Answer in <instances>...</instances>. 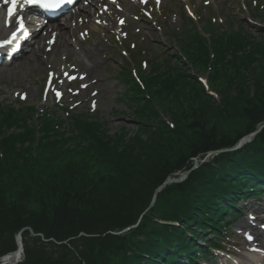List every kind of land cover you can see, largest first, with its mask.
Listing matches in <instances>:
<instances>
[{
    "label": "trees",
    "instance_id": "obj_1",
    "mask_svg": "<svg viewBox=\"0 0 264 264\" xmlns=\"http://www.w3.org/2000/svg\"><path fill=\"white\" fill-rule=\"evenodd\" d=\"M212 20L186 16L177 51L138 81L120 73L134 132L110 134L94 111L0 104V259L21 235L18 264H193L241 198L264 196V128L208 156L264 126V34Z\"/></svg>",
    "mask_w": 264,
    "mask_h": 264
},
{
    "label": "rangeland",
    "instance_id": "obj_2",
    "mask_svg": "<svg viewBox=\"0 0 264 264\" xmlns=\"http://www.w3.org/2000/svg\"><path fill=\"white\" fill-rule=\"evenodd\" d=\"M262 1L256 8L259 16L253 21L250 20L246 5L255 4L257 0H159V3L156 0H147V3L142 0H118L113 8L121 11L117 15L119 18L114 17V21L110 22L94 17L87 28L78 33V40L83 43L72 41L71 52L53 55L46 64L26 67L20 58L0 66V104L19 106L22 103L54 110L61 106L73 112L94 111L106 122L110 134L122 128L134 132L138 122L134 119L133 110L125 102L127 87L119 76L126 67L131 73H136L134 59L138 56L135 52L145 51V60L149 62L150 57L159 58L162 53L177 51L181 43L170 33L173 29L190 28V24L184 23L187 15L194 19L198 29L202 27L204 19L214 18L217 22L214 24L218 25L220 32L227 28L237 29L235 20L245 21L252 34L259 37L264 34ZM87 7L89 1L82 0L70 14L55 24L70 26L74 13H82ZM98 10L99 13L107 11L103 6ZM1 12L3 17L5 11ZM4 25L6 31L0 36V41L14 30L16 22L7 24L4 18ZM9 27L10 32H7ZM32 44L25 47L26 54H29ZM83 67L90 71L86 74ZM145 69L147 71L149 67ZM200 77L206 83V76L201 74ZM57 92L61 93L59 97ZM59 114H62V110ZM165 117L171 119L172 115L166 114ZM154 204L155 200L151 206ZM237 209H240L241 218L235 221L226 218V221H232L231 225L216 235V240L227 246L225 254L233 256H222L225 259L219 257L218 261L220 264H232L233 259L247 264H262L253 262L250 252L264 255V245L252 243L253 238H261L264 244V197L255 200L250 196ZM237 214L232 217H237ZM249 235L252 239L248 243L245 237ZM188 237L194 238L191 235ZM208 259H211L210 256ZM199 264L212 263L204 261Z\"/></svg>",
    "mask_w": 264,
    "mask_h": 264
},
{
    "label": "bare ground",
    "instance_id": "obj_3",
    "mask_svg": "<svg viewBox=\"0 0 264 264\" xmlns=\"http://www.w3.org/2000/svg\"><path fill=\"white\" fill-rule=\"evenodd\" d=\"M88 1H89V7H87V9H85L82 13H77V12L74 13L72 19L70 20V24H69L70 26L55 24L57 23V21L56 22L47 21V23L42 24L33 36L32 39L33 44L30 45L29 54L23 53L20 56H18V58L15 60L21 58L22 64L25 65L26 67L46 64V62H48L53 55L71 52L70 45L72 44V41L77 42L76 40H78V33L82 29L87 28L89 23L93 21L94 17L113 22L114 17H117L118 19L119 17L117 15L121 14L119 8H117L118 10L113 8L114 3H112L111 0H88ZM1 2L2 0H0V3ZM100 6L107 7L106 8L107 11L99 13L98 9ZM10 7H11L10 4L3 5V9L5 8L8 9ZM4 17H2L0 12V36H2V34L6 31L5 26H3ZM26 18L28 21L25 24L26 26L29 27L41 22L40 20L41 17L36 19H33L31 17H26ZM17 25H19V23ZM78 42L83 43V41L80 39L78 40ZM82 69H84L86 74L87 72L90 71V69L88 68L83 67ZM195 164H196V160H195ZM171 179H176V178H171ZM259 239L260 238H255V240L253 241L255 243L257 242L258 244L263 245L261 239L260 240ZM250 256L259 263L264 264V256L257 255L253 251L250 252ZM3 258H1V260ZM22 259H23V253H21V255H9L3 261H0V264H14V263L18 264L22 261Z\"/></svg>",
    "mask_w": 264,
    "mask_h": 264
},
{
    "label": "snow or ice",
    "instance_id": "obj_4",
    "mask_svg": "<svg viewBox=\"0 0 264 264\" xmlns=\"http://www.w3.org/2000/svg\"><path fill=\"white\" fill-rule=\"evenodd\" d=\"M115 2V0H113ZM142 2L147 3V0H142ZM157 3H159V0H156ZM4 5L10 4L11 7L7 9L10 24L12 23L11 18L15 17L17 15V9L20 3H23L27 6H39L40 8L55 13L59 10H61L65 5H72L74 3V0H3ZM19 32L25 33L27 36V30L25 28V22L23 16L19 18ZM123 23V21H121ZM17 32H13L12 38L10 40H4L3 42H0V49L5 48L6 46L12 45L13 41L17 39ZM18 50V49H17ZM72 79H75V77H72ZM57 97L61 95V93H56ZM248 239L251 240L252 236L249 235Z\"/></svg>",
    "mask_w": 264,
    "mask_h": 264
},
{
    "label": "water",
    "instance_id": "obj_5",
    "mask_svg": "<svg viewBox=\"0 0 264 264\" xmlns=\"http://www.w3.org/2000/svg\"><path fill=\"white\" fill-rule=\"evenodd\" d=\"M263 128H264V126H261V127L258 129V131H256V132H254L253 134H251V135L245 137V138L241 141L240 146L243 145V144H245V143H246L249 139H251L252 137L256 136V135H257V134H258ZM235 149H236V148H235ZM233 150H234V149H233ZM228 151H232V150H221V151H218L217 153H223V152H228ZM196 168H198V161H197V160H196V164H195L194 169H196ZM188 175H189V172L186 173V174H184L182 177H180V178H178V179H171V178H169V179H167V181L164 183L163 187H164L165 185H168V184L182 183V182H184V181L188 178ZM129 230H130V229H127V230H125L124 232L129 231ZM31 232H32V230H31ZM124 232H122V233H124ZM119 234H121V233H117L116 235H119ZM17 244H18V250L15 251V252L9 253L7 256H9V255H21V253H23V244H22V241H21V235H18V236H17ZM7 256H6V257H7ZM0 260H1V259H0Z\"/></svg>",
    "mask_w": 264,
    "mask_h": 264
}]
</instances>
